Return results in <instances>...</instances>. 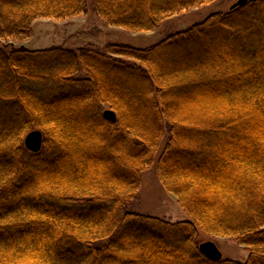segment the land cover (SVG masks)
I'll return each instance as SVG.
<instances>
[{
	"label": "trees",
	"instance_id": "trees-1",
	"mask_svg": "<svg viewBox=\"0 0 264 264\" xmlns=\"http://www.w3.org/2000/svg\"><path fill=\"white\" fill-rule=\"evenodd\" d=\"M215 1L93 0V11L133 34ZM86 3L0 0V264H264V0L144 49L8 46ZM33 130L38 154L23 146ZM153 165L183 222L129 210ZM197 233L248 256L213 262Z\"/></svg>",
	"mask_w": 264,
	"mask_h": 264
},
{
	"label": "rangeland",
	"instance_id": "rangeland-1",
	"mask_svg": "<svg viewBox=\"0 0 264 264\" xmlns=\"http://www.w3.org/2000/svg\"><path fill=\"white\" fill-rule=\"evenodd\" d=\"M238 0H217L196 9H190L183 14L166 19L154 32L127 33L115 27H109L99 21L94 13L93 0H87V11L77 18L65 21L39 19L32 25V33L22 42H9L11 47L22 46L25 49L37 50L49 47H62L70 50L91 48L102 51L108 44L127 45L132 48L144 49L181 31H186L197 23L204 22L211 14L225 13ZM108 109L106 105L102 113ZM41 152V151H40ZM30 154V153H29ZM32 154V153H31ZM157 159V157H156ZM156 165L141 174L140 189L136 200L130 204L129 210L148 218H159L171 224L186 220L174 195L166 193L159 183ZM198 244L211 241L218 247L224 260L244 262L248 256L246 247L230 238L209 237L197 233Z\"/></svg>",
	"mask_w": 264,
	"mask_h": 264
},
{
	"label": "water",
	"instance_id": "water-1",
	"mask_svg": "<svg viewBox=\"0 0 264 264\" xmlns=\"http://www.w3.org/2000/svg\"><path fill=\"white\" fill-rule=\"evenodd\" d=\"M250 0H238L236 3L232 4L230 8L239 7V5H243ZM103 120L109 121L112 124H115L116 116L115 114L109 110L105 109L102 113ZM42 141H43V134H41L37 130L30 131L27 136L23 140V146L28 153L38 154L42 149ZM199 251L200 253L208 258L213 262H218L223 259V255L219 251L218 247L214 245L213 242L207 241L205 243L199 244Z\"/></svg>",
	"mask_w": 264,
	"mask_h": 264
}]
</instances>
